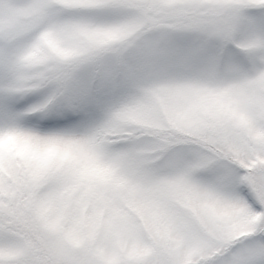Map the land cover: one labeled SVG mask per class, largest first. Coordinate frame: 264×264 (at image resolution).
<instances>
[{"label": "snow or ice", "instance_id": "6c2138e0", "mask_svg": "<svg viewBox=\"0 0 264 264\" xmlns=\"http://www.w3.org/2000/svg\"><path fill=\"white\" fill-rule=\"evenodd\" d=\"M0 264H264V0H0Z\"/></svg>", "mask_w": 264, "mask_h": 264}]
</instances>
